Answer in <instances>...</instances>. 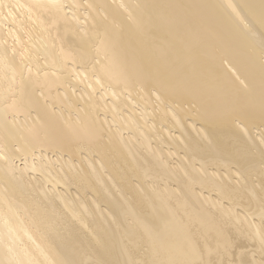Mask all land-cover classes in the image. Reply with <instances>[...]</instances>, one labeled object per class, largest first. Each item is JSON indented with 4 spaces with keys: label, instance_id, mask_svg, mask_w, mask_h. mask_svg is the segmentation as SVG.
<instances>
[{
    "label": "bare ground",
    "instance_id": "bare-ground-1",
    "mask_svg": "<svg viewBox=\"0 0 264 264\" xmlns=\"http://www.w3.org/2000/svg\"><path fill=\"white\" fill-rule=\"evenodd\" d=\"M0 264H264V0H0Z\"/></svg>",
    "mask_w": 264,
    "mask_h": 264
}]
</instances>
